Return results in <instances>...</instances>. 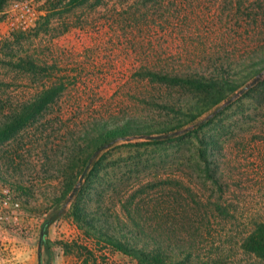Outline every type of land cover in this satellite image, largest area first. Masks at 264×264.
<instances>
[{
	"label": "rangeland",
	"instance_id": "obj_1",
	"mask_svg": "<svg viewBox=\"0 0 264 264\" xmlns=\"http://www.w3.org/2000/svg\"><path fill=\"white\" fill-rule=\"evenodd\" d=\"M32 2L35 25L0 36V117L46 86L63 88L14 138L0 143V174L6 179L0 186L10 183L17 197H24L19 199L20 227L0 229V244L6 246L29 232L36 243L44 218L53 211L50 196L62 190L59 168L68 164L69 148L93 123L111 126L126 117L174 123L181 101L199 93L186 83L152 79L144 72H210L223 63L236 77L232 71L250 55L264 57V0ZM241 73L243 79L249 69ZM255 75L245 78L243 86ZM252 87L229 94L197 118H212L197 133L215 142L219 180L213 182L204 173L192 136L178 146L176 141L138 146L135 143L143 137L118 138L96 157L106 156L102 167L112 183L102 187L112 196L103 199L104 206L118 205L134 194V203L141 211L148 208L144 214L150 219L163 212L167 226L208 233L198 238L201 263L264 264V257L241 246L255 223L264 221V90ZM191 125L188 122L178 131ZM79 167L76 164L69 174L74 184L81 175ZM29 197L31 208H24ZM216 204L226 212L209 214L207 221L202 211ZM70 205L64 204V214L50 224L53 230L59 220L68 225ZM60 241L68 240L46 239L53 250L50 256L46 249L41 252L40 264H57ZM66 252L72 256L68 264H81L83 255L78 256L75 248ZM108 258L107 264L135 263L117 253Z\"/></svg>",
	"mask_w": 264,
	"mask_h": 264
},
{
	"label": "trees",
	"instance_id": "obj_2",
	"mask_svg": "<svg viewBox=\"0 0 264 264\" xmlns=\"http://www.w3.org/2000/svg\"><path fill=\"white\" fill-rule=\"evenodd\" d=\"M5 1L0 0V10L4 7ZM76 1L78 0H70L71 3ZM253 57L250 55L247 62L240 64L237 70L232 71L236 72V77L230 73L231 66H225L223 63L215 66L210 72H187L183 75L144 72L145 76L152 79L186 83L199 93L181 101L177 106V116L173 119L176 122L174 123L167 119L164 122H146L139 117H126L124 122L111 126L102 122L93 123L88 132L80 137V141L83 143L74 141L69 148L68 164L59 168L64 181L60 193L51 195L48 201L50 210L53 211L42 222V225L47 222L44 227V236L47 227L64 214V204L70 202L69 215L80 231L81 239L70 242L60 241V244L68 251L75 248L78 256L83 255L81 264H107L108 254L114 253L128 257L135 262L134 264L201 263V258L197 253L198 238L204 237L208 233L200 231L196 227L193 229L182 227L179 230L167 226L166 214L163 212L153 213L157 219H150L144 214L149 212V209L141 211L134 203V194H129L126 199L120 200L118 205L113 202L104 206L103 199L106 196L109 198L112 196L102 187L112 183L106 178L108 171L103 170L104 167H102V161L106 156L100 154L98 158L96 157L102 148L109 146L118 138L143 137V141L135 143L138 146H163L170 141H176L178 146L184 137L192 136L196 142V147L193 149L203 166L204 173L213 182H216L219 180V176L215 172V142L209 135L199 136L197 133L198 129L208 125L212 118L208 116L199 120L197 118L214 108L229 94L239 91L244 84V79L249 75L260 72L264 65V57ZM24 62H27L30 67H35L29 59H24ZM246 69H249V75L243 76L242 79L240 74ZM61 88H63L61 84L46 86L32 99L20 103L16 108L2 114L0 117V143L14 138L24 129L30 121L54 101ZM254 88L264 90V80L258 81L250 90ZM188 122L192 123L189 129L176 132ZM76 164L80 165L77 172L82 173L86 165H88V172L83 176L84 181L79 184L74 195L68 198L75 185L69 174ZM1 179L6 181L5 177L0 174ZM4 184L14 188L10 183ZM18 198L21 201L24 200L23 195ZM30 199L31 197L25 199L24 208H31ZM154 209L158 211L156 207ZM225 209L226 207L216 204L214 208L205 207L202 212L205 213L206 217H204L208 221L209 214L222 215V212H226ZM187 215V219H190V215ZM163 216L165 217L163 218ZM45 244L46 240L43 237L41 245L45 246ZM241 246L245 252L264 257V221L255 223L254 228L242 238ZM201 264H210V262Z\"/></svg>",
	"mask_w": 264,
	"mask_h": 264
},
{
	"label": "built area",
	"instance_id": "obj_3",
	"mask_svg": "<svg viewBox=\"0 0 264 264\" xmlns=\"http://www.w3.org/2000/svg\"><path fill=\"white\" fill-rule=\"evenodd\" d=\"M37 12L32 0H9L0 10V36L9 31H25L35 25ZM22 212L21 201L7 184L0 186V229L20 227L18 223ZM24 230V229H23Z\"/></svg>",
	"mask_w": 264,
	"mask_h": 264
},
{
	"label": "crops",
	"instance_id": "obj_4",
	"mask_svg": "<svg viewBox=\"0 0 264 264\" xmlns=\"http://www.w3.org/2000/svg\"><path fill=\"white\" fill-rule=\"evenodd\" d=\"M31 220V218L29 219ZM30 222V221H29ZM55 222V221H54ZM53 222V223H54ZM52 223V224H53ZM58 225L53 230L52 225L47 227L44 239L47 238H67V242L81 238L80 231L73 223L72 219H69L68 225L62 224V221H58ZM42 227V226H41ZM26 232V231H25ZM40 232V231H39ZM28 235L22 237V239L14 240L10 246L5 244H0V264H40L41 252L46 249L47 254L50 256V251L53 250L51 244L47 242L45 246L40 249L38 247V240L34 243V233H27ZM61 248V253L57 257V264H68L71 255H67L68 250L63 246ZM72 251V250H71ZM69 252V251H68Z\"/></svg>",
	"mask_w": 264,
	"mask_h": 264
},
{
	"label": "water",
	"instance_id": "obj_5",
	"mask_svg": "<svg viewBox=\"0 0 264 264\" xmlns=\"http://www.w3.org/2000/svg\"><path fill=\"white\" fill-rule=\"evenodd\" d=\"M264 76V71H260L258 72L249 82H247L239 91L237 94H240V93H243L245 90H247L248 88L252 87L254 84H256L259 80L262 79V77ZM228 102V101H226ZM212 114V113H211ZM190 127L188 128H184L183 130H179V131H176V132H182V131H186L187 129H189ZM151 137H157V136H151ZM88 169V165L85 166V168L83 169V172L81 173L80 177H79V180L75 183V185L73 186L68 198H71L74 193L76 192V190L78 189L79 187V184L80 182L82 181L83 179V176L86 172V170ZM47 222H44V224L42 225L41 229H40V232H39V238H38V247L40 248L41 247V243H42V239L44 237V227L46 225Z\"/></svg>",
	"mask_w": 264,
	"mask_h": 264
}]
</instances>
